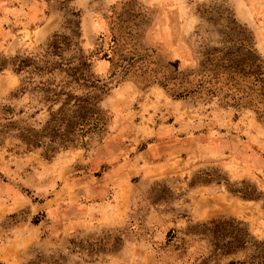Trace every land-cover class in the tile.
Here are the masks:
<instances>
[{"label":"rangeland","instance_id":"1","mask_svg":"<svg viewBox=\"0 0 264 264\" xmlns=\"http://www.w3.org/2000/svg\"><path fill=\"white\" fill-rule=\"evenodd\" d=\"M56 33L71 40L61 57L47 47ZM249 41L264 65V0H0V128H41L47 106L22 86L66 78L16 70L22 59L85 61L108 89L106 126L75 144L50 151L0 132V264H201L205 242L185 233L213 219L240 220L264 239L261 84L239 75L215 95L208 84L170 90L204 82L206 49L238 62ZM171 230L184 240L168 243Z\"/></svg>","mask_w":264,"mask_h":264},{"label":"trees","instance_id":"2","mask_svg":"<svg viewBox=\"0 0 264 264\" xmlns=\"http://www.w3.org/2000/svg\"><path fill=\"white\" fill-rule=\"evenodd\" d=\"M227 27L230 31H236L239 30L237 28H240L231 19L227 20ZM66 38L68 39L65 35L56 33L49 39L47 47L52 48L53 52L61 57L65 45L71 44V40L69 42L64 40ZM241 47L245 48L243 55L247 57L239 59L238 62L227 57L222 48L211 47L206 49L203 52L199 69V74L205 79L204 82H198L195 86L183 85L181 91L177 90L175 86L170 90L176 92V96H184L197 93L199 87L208 84V92L215 95L218 89L217 84L220 81L224 80L225 84H231L234 87L240 75V77H252L254 85L261 84L263 90L261 93L264 95L262 59L255 53L253 41H249L248 45L241 42ZM7 64V59L0 54V71L6 68ZM245 65L249 67L248 70ZM84 66H88L85 61L63 68L61 62H57V65L52 63L39 66L35 62L30 63L28 59H22L16 70L25 71L28 67H32L34 70L52 72L58 69L63 70L66 78L57 84L54 81L46 80L39 81L34 86H30V81L26 80V85L22 86L23 91L40 93V100L48 109V118L39 129L7 123L1 125L3 128H0V132H6L8 128L14 129L17 131L15 136L27 146L46 145L50 151H54L58 146L65 147L75 144L86 136L101 132L107 124L106 110L101 106L102 94L108 90L107 83L105 80L95 77L87 68L84 71ZM71 84L85 88L86 92L76 93L71 88L68 89ZM237 97L242 98L241 96ZM251 105L259 108L254 103ZM261 113V116L264 117V108ZM241 193L244 197H254V194L251 193L247 194L242 191ZM185 235L205 242V248L209 250L210 254L202 260L201 264H219L220 257L237 255L238 253H243V256L230 260L228 264H264V239L255 238L240 220L213 219L188 228ZM176 237V231L171 230L167 242L180 243L184 240L183 236L179 241Z\"/></svg>","mask_w":264,"mask_h":264},{"label":"crops","instance_id":"3","mask_svg":"<svg viewBox=\"0 0 264 264\" xmlns=\"http://www.w3.org/2000/svg\"><path fill=\"white\" fill-rule=\"evenodd\" d=\"M48 20H47V17L45 18V20L42 22V30H44V31H49V27H50V25L48 24V22H47ZM53 28H55V27H53ZM52 28V29H53ZM120 166H121V164H115V165H113L110 169H108L110 172H113V173H117V172H119L120 171ZM107 175V174H106ZM118 175H119V173H118ZM127 176V175H126ZM117 179H118V181H120V178L117 176Z\"/></svg>","mask_w":264,"mask_h":264}]
</instances>
